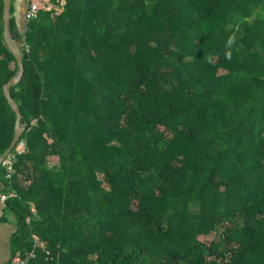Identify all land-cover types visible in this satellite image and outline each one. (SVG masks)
Instances as JSON below:
<instances>
[{
	"label": "trees",
	"instance_id": "16d2710c",
	"mask_svg": "<svg viewBox=\"0 0 264 264\" xmlns=\"http://www.w3.org/2000/svg\"><path fill=\"white\" fill-rule=\"evenodd\" d=\"M52 2L22 27L11 7L27 124L0 166L12 255L264 264V0ZM4 30L0 0V155L19 70Z\"/></svg>",
	"mask_w": 264,
	"mask_h": 264
},
{
	"label": "water",
	"instance_id": "95a60500",
	"mask_svg": "<svg viewBox=\"0 0 264 264\" xmlns=\"http://www.w3.org/2000/svg\"><path fill=\"white\" fill-rule=\"evenodd\" d=\"M13 0H4V22H5V40L11 49V51L14 53L16 59L19 63V70L17 73L9 80L8 83L4 86L5 95L12 106V108L15 110L17 114V121H16V128H15V134L14 138L12 140V143L7 148V150L0 155V166L4 163H6L8 156L10 153L14 150V148L19 144L22 134L27 128V124L22 122L23 114L20 110L19 104L15 100V98L12 96L11 88L21 81L25 74V65H24V57H23V51L20 46V44L15 39V35L13 34L11 30V7H12ZM7 208L6 202H3L1 200V191H0V219L5 213V209Z\"/></svg>",
	"mask_w": 264,
	"mask_h": 264
},
{
	"label": "crops",
	"instance_id": "0c3cea01",
	"mask_svg": "<svg viewBox=\"0 0 264 264\" xmlns=\"http://www.w3.org/2000/svg\"><path fill=\"white\" fill-rule=\"evenodd\" d=\"M15 0L16 5V16L20 26H23V23L26 20L27 7L29 0ZM0 191L2 192L1 186ZM17 230L16 220L13 214L10 216L7 215V218L0 221V264H10L12 259V251H13V234Z\"/></svg>",
	"mask_w": 264,
	"mask_h": 264
},
{
	"label": "built area",
	"instance_id": "2783aa9c",
	"mask_svg": "<svg viewBox=\"0 0 264 264\" xmlns=\"http://www.w3.org/2000/svg\"><path fill=\"white\" fill-rule=\"evenodd\" d=\"M47 9V10H56V12L61 11V7L56 5L52 0H29V8L26 13V18L28 21L34 19L40 10ZM25 147L24 143L22 142L19 145V151L23 150ZM10 164V169L12 168V160L10 157L6 161ZM16 192H12L10 194L1 193V200L6 202L9 197L15 196ZM35 239L38 242L39 237L35 235ZM35 256V250L29 251L28 253L22 254L17 253L12 258V264H29L30 260Z\"/></svg>",
	"mask_w": 264,
	"mask_h": 264
},
{
	"label": "rangeland",
	"instance_id": "374dc122",
	"mask_svg": "<svg viewBox=\"0 0 264 264\" xmlns=\"http://www.w3.org/2000/svg\"><path fill=\"white\" fill-rule=\"evenodd\" d=\"M26 3V0L24 1V5ZM26 15V12L24 13ZM223 72V71H222ZM49 140L52 142L53 141V137H49ZM19 147V146H18ZM59 161V157L58 156H52L50 159H49V164L51 166L55 165L57 162ZM8 216L11 215L10 211L7 212Z\"/></svg>",
	"mask_w": 264,
	"mask_h": 264
}]
</instances>
